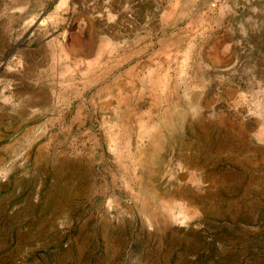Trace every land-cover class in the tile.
Segmentation results:
<instances>
[{
    "label": "rangeland",
    "instance_id": "obj_1",
    "mask_svg": "<svg viewBox=\"0 0 264 264\" xmlns=\"http://www.w3.org/2000/svg\"><path fill=\"white\" fill-rule=\"evenodd\" d=\"M101 3L0 0V264H264L262 3L217 79L135 94L70 63Z\"/></svg>",
    "mask_w": 264,
    "mask_h": 264
},
{
    "label": "crops",
    "instance_id": "obj_2",
    "mask_svg": "<svg viewBox=\"0 0 264 264\" xmlns=\"http://www.w3.org/2000/svg\"><path fill=\"white\" fill-rule=\"evenodd\" d=\"M100 1L76 22L70 63L74 70L87 71L90 85L104 80L105 86L128 88L131 94L139 86L183 85L189 70L207 72L208 81L217 79L214 71L219 55L229 54L220 52L228 40L262 29L253 16L264 0Z\"/></svg>",
    "mask_w": 264,
    "mask_h": 264
},
{
    "label": "bare ground",
    "instance_id": "obj_3",
    "mask_svg": "<svg viewBox=\"0 0 264 264\" xmlns=\"http://www.w3.org/2000/svg\"><path fill=\"white\" fill-rule=\"evenodd\" d=\"M136 106V105H135ZM136 109V108H135ZM138 109V108H137ZM181 143V142H180ZM172 149V148H171ZM65 163V162H64ZM160 167V166H159ZM105 191V190H104Z\"/></svg>",
    "mask_w": 264,
    "mask_h": 264
}]
</instances>
